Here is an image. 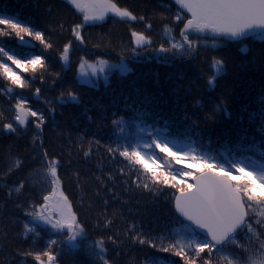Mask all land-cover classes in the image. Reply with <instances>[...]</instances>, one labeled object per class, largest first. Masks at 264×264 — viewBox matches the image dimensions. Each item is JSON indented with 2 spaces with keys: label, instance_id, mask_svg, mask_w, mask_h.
Listing matches in <instances>:
<instances>
[{
  "label": "snow or ice",
  "instance_id": "snow-or-ice-1",
  "mask_svg": "<svg viewBox=\"0 0 264 264\" xmlns=\"http://www.w3.org/2000/svg\"><path fill=\"white\" fill-rule=\"evenodd\" d=\"M149 2L0 8V140L25 142L0 149V264H264V0ZM110 21L127 44L93 37ZM232 48L259 73L244 101L221 87ZM152 61L174 100L158 73L155 88L129 79ZM160 201L163 222L145 221L139 206Z\"/></svg>",
  "mask_w": 264,
  "mask_h": 264
},
{
  "label": "trees",
  "instance_id": "trees-1",
  "mask_svg": "<svg viewBox=\"0 0 264 264\" xmlns=\"http://www.w3.org/2000/svg\"><path fill=\"white\" fill-rule=\"evenodd\" d=\"M59 3H63L64 0H57ZM121 3L127 4L134 8L138 12H143L146 9L151 8V4L149 0H121ZM26 4L29 6L25 7ZM7 6L10 13L20 12L23 16L32 17L33 19L39 18L43 13L44 0H41V8L38 10L35 7L34 2L29 3V0H0V8ZM69 14L65 11L62 13V16L66 19ZM140 25H137V28H140ZM157 32H159V28H157ZM106 34L108 38L112 39L114 43H124L127 44L129 42V25L117 23V22H109L105 24L102 28H96L92 30V35L94 38L97 37V34ZM155 36V33H154ZM248 47L253 49L254 52L259 51V43L249 42L247 44H241L239 48L243 49ZM96 50L89 49L88 55L92 56ZM83 53H77L76 55H80ZM231 57V66L229 70L228 77L222 82L221 87L232 88L235 90L237 96L244 101L251 93V90L258 85L259 82V73L254 72L247 67V58L250 53L239 51L237 48H232L229 52ZM75 59V56H74ZM205 70H207V65H204ZM136 75L130 76V80H134L137 82V86H151L155 88L157 76L159 74V79L161 84H164L162 91L165 94L166 98H170L174 100V97L171 96V89L165 83L168 72L172 71L163 65L157 64L156 62H148L141 63L136 66ZM89 95H92L89 93ZM98 95V94H97ZM40 107V105H37ZM58 119H63L58 117ZM46 142L49 144L50 148L58 150L61 147V144L57 140V136L55 131L49 129L46 132ZM13 145L14 151L19 150L21 153L25 151L24 149V141H6L0 140V149H3L8 144ZM0 164H2V159H0ZM75 167L87 169L86 165L78 164L74 165ZM74 169H66L65 177H66V186L70 193H74L76 191L75 184L72 181V172ZM78 198V197H77ZM133 207H136L133 205ZM142 212H147L148 215L142 216L145 221L151 218V216H159L161 218V222H163V218L167 213V205L162 201L158 202L156 207H150L147 204H141L139 206ZM12 211L11 209L9 210ZM127 253V250H125ZM6 253L0 252V260L4 258ZM135 255V253H128L121 257L120 264H127L128 260L131 256ZM165 255V254H159ZM88 257L84 253H79L74 257L65 256L64 264H83V262L87 261Z\"/></svg>",
  "mask_w": 264,
  "mask_h": 264
}]
</instances>
